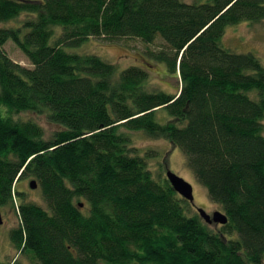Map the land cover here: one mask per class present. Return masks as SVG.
Segmentation results:
<instances>
[{"label": "trees", "instance_id": "obj_1", "mask_svg": "<svg viewBox=\"0 0 264 264\" xmlns=\"http://www.w3.org/2000/svg\"><path fill=\"white\" fill-rule=\"evenodd\" d=\"M0 205L32 176L45 205L23 200L0 264H264V64L222 44L229 25L264 19V0H0ZM91 37L166 47L152 57L179 92L148 90V68L71 51ZM13 41L32 67L14 61ZM149 63V62H147ZM166 109L171 118L156 119ZM5 111V114L3 112ZM21 112L60 125L50 137ZM164 137L228 215L215 231L130 131Z\"/></svg>", "mask_w": 264, "mask_h": 264}, {"label": "rangeland", "instance_id": "obj_2", "mask_svg": "<svg viewBox=\"0 0 264 264\" xmlns=\"http://www.w3.org/2000/svg\"><path fill=\"white\" fill-rule=\"evenodd\" d=\"M191 1V0H186ZM26 14L10 22H0V27H11L24 20ZM222 44L236 53L253 52L264 64V19L253 22L244 20L237 24L229 25L222 38ZM166 47L165 42L158 38L153 43H145L137 38H122L118 41H102L99 38L91 37L82 46L70 49L79 53H95L110 62L116 64L118 73L130 65L140 64L148 68L149 77L147 80L148 90H163L174 94L179 92L181 86L180 77L174 75L166 68L165 64L158 62L152 57L153 51H158ZM6 50L11 58L22 65L32 67L29 59L21 49L11 40L6 44ZM149 62V63H147ZM5 113V111L3 110ZM7 114V113H5ZM16 119H34L44 128L47 137L60 128V125L51 122L46 113L21 112L14 115ZM171 118L166 109L156 112V119L166 122ZM134 153L142 155L149 154L148 166L156 178H167V170L184 177L192 183L194 187V202H190L188 209L190 214H199L197 207H203L208 213L213 214L216 210H223L219 204L212 201L207 189L195 177L194 172L186 163L184 152L180 147L175 146L170 140L160 137L148 136L143 131H130ZM34 177H25L16 182V190L23 193L21 197L28 202H35L45 205L40 186L35 188L30 186V181ZM19 195L15 196L13 202L0 205L4 222L0 224V262L6 263L17 258L18 251L10 240V231L20 223L17 211L18 204L23 200ZM200 215V214H199ZM210 228L217 231L220 225L212 224ZM24 262H33L24 258Z\"/></svg>", "mask_w": 264, "mask_h": 264}, {"label": "water", "instance_id": "obj_3", "mask_svg": "<svg viewBox=\"0 0 264 264\" xmlns=\"http://www.w3.org/2000/svg\"><path fill=\"white\" fill-rule=\"evenodd\" d=\"M167 179L172 184L173 188L180 193L184 198L189 200L191 203L194 202V187L191 182L186 180L184 177L167 170ZM30 186L35 188L38 183L35 179L30 181ZM200 216L208 224H226L228 222V215L222 210H216L213 214L208 213L203 207H197ZM4 222L2 212L0 210V224Z\"/></svg>", "mask_w": 264, "mask_h": 264}, {"label": "bare ground", "instance_id": "obj_4", "mask_svg": "<svg viewBox=\"0 0 264 264\" xmlns=\"http://www.w3.org/2000/svg\"><path fill=\"white\" fill-rule=\"evenodd\" d=\"M210 225H212V224H210Z\"/></svg>", "mask_w": 264, "mask_h": 264}]
</instances>
